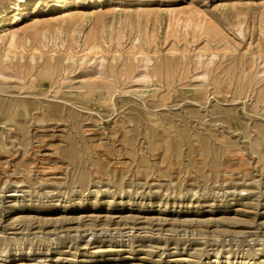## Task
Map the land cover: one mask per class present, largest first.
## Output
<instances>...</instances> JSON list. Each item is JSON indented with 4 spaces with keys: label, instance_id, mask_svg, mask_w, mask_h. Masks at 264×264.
Instances as JSON below:
<instances>
[{
    "label": "rangeland",
    "instance_id": "obj_1",
    "mask_svg": "<svg viewBox=\"0 0 264 264\" xmlns=\"http://www.w3.org/2000/svg\"><path fill=\"white\" fill-rule=\"evenodd\" d=\"M0 264H264V0H0Z\"/></svg>",
    "mask_w": 264,
    "mask_h": 264
},
{
    "label": "bare ground",
    "instance_id": "obj_2",
    "mask_svg": "<svg viewBox=\"0 0 264 264\" xmlns=\"http://www.w3.org/2000/svg\"><path fill=\"white\" fill-rule=\"evenodd\" d=\"M27 2H25V4H26ZM56 108H54V110H55ZM52 112V111H51ZM14 123V122H13ZM93 236V235H92ZM27 260V259H26Z\"/></svg>",
    "mask_w": 264,
    "mask_h": 264
}]
</instances>
